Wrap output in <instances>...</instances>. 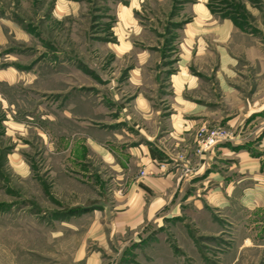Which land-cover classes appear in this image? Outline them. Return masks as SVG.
I'll use <instances>...</instances> for the list:
<instances>
[{
  "label": "rangeland",
  "instance_id": "374dc122",
  "mask_svg": "<svg viewBox=\"0 0 264 264\" xmlns=\"http://www.w3.org/2000/svg\"><path fill=\"white\" fill-rule=\"evenodd\" d=\"M118 115L169 150L162 172L186 174L191 152L217 146L198 153L202 131L233 137L241 124L252 138L264 128V0H0V264H264V230L252 239L184 203L136 249H115L129 234L109 247L93 237L116 189L88 141Z\"/></svg>",
  "mask_w": 264,
  "mask_h": 264
},
{
  "label": "crops",
  "instance_id": "0c3cea01",
  "mask_svg": "<svg viewBox=\"0 0 264 264\" xmlns=\"http://www.w3.org/2000/svg\"><path fill=\"white\" fill-rule=\"evenodd\" d=\"M142 115L141 119L146 120ZM188 123H182L177 134L193 127L192 121ZM108 125L105 139L88 141L90 152L100 157L114 176L112 223L108 229L96 225L92 230L93 237L98 236L105 247L114 246L113 238H124L126 234L130 238L115 246L117 251L127 249V242L132 248L141 247L145 227L150 222L159 223L162 218L180 216L182 203L188 204L204 220L209 221L210 212L214 211L219 216H228L241 233L252 239L263 236L257 229L264 230L259 226L264 218V128L260 127L252 138H247L238 124L235 136L228 142L200 156L191 152L190 164L186 166L188 173L183 174L184 165L175 168L168 164L163 172L158 169V163L172 156L171 153L130 118L118 115ZM140 170L146 172L142 177ZM103 212L106 213L105 208ZM80 260L81 256H76L74 264ZM84 264L101 263L91 254L84 259Z\"/></svg>",
  "mask_w": 264,
  "mask_h": 264
},
{
  "label": "built area",
  "instance_id": "2783aa9c",
  "mask_svg": "<svg viewBox=\"0 0 264 264\" xmlns=\"http://www.w3.org/2000/svg\"><path fill=\"white\" fill-rule=\"evenodd\" d=\"M232 134L221 128H214L201 132L198 139L197 152L202 153L218 144L231 140Z\"/></svg>",
  "mask_w": 264,
  "mask_h": 264
}]
</instances>
